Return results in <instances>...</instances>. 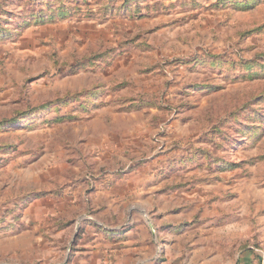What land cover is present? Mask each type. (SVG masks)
<instances>
[{
  "label": "rangeland",
  "instance_id": "1",
  "mask_svg": "<svg viewBox=\"0 0 264 264\" xmlns=\"http://www.w3.org/2000/svg\"><path fill=\"white\" fill-rule=\"evenodd\" d=\"M243 257L264 260V0H0V264Z\"/></svg>",
  "mask_w": 264,
  "mask_h": 264
},
{
  "label": "crops",
  "instance_id": "2",
  "mask_svg": "<svg viewBox=\"0 0 264 264\" xmlns=\"http://www.w3.org/2000/svg\"><path fill=\"white\" fill-rule=\"evenodd\" d=\"M147 263V262H146ZM153 262H151L152 264ZM261 264H264V260L261 259ZM240 264H258L255 258L243 257Z\"/></svg>",
  "mask_w": 264,
  "mask_h": 264
}]
</instances>
